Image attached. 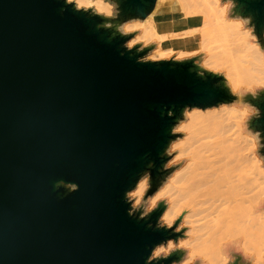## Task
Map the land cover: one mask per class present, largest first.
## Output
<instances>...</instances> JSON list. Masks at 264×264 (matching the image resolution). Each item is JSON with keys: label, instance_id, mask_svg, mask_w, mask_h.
<instances>
[{"label": "water", "instance_id": "obj_1", "mask_svg": "<svg viewBox=\"0 0 264 264\" xmlns=\"http://www.w3.org/2000/svg\"><path fill=\"white\" fill-rule=\"evenodd\" d=\"M264 35V0H230ZM121 25L144 19L156 0H111ZM105 15L68 0H0V264H173L150 258L182 235L159 224L165 202L145 215L127 193L165 168L186 108L235 98L224 76L197 57L143 59L153 45L126 43ZM259 112L264 89L243 97ZM239 257L230 264H239Z\"/></svg>", "mask_w": 264, "mask_h": 264}, {"label": "bare ground", "instance_id": "obj_2", "mask_svg": "<svg viewBox=\"0 0 264 264\" xmlns=\"http://www.w3.org/2000/svg\"><path fill=\"white\" fill-rule=\"evenodd\" d=\"M68 1H73L77 6L91 7L105 15L110 25H121L111 0ZM162 1L169 10H179L180 13L195 9L210 17L222 8L232 14L224 3L222 6L220 0ZM226 16L220 21L212 19L208 27L202 30L200 44L203 50L212 40L211 43H217V40L222 43H217V46L210 43L215 47L209 46V51L205 49L206 52L213 51L206 54L205 59L213 63L219 59L221 63L224 59L226 63L232 62L231 65H224V69L227 68V84L239 95L242 93L243 97L257 95L264 89V49L257 50L248 45L237 15L233 14L232 19L225 22ZM129 25L139 28V35L155 36L154 27L142 24L140 18L127 21L126 26ZM225 55L230 56L228 60ZM248 88L256 90L245 94ZM246 103L250 104L248 101ZM246 110L243 106L238 108L222 104L216 110L193 108L187 112L188 120L181 126L187 130V134L172 144V147L176 145L181 148L180 154L184 155V160L175 167L171 180L150 196L149 203L165 202L163 215L170 224L176 217H182L189 226L185 230L188 237L177 243L183 253V263L225 264L226 256L231 252H240L245 257L249 249L253 252L252 260L258 256L264 262V198L256 193L255 178L256 172L264 171V164L260 165L264 161L255 153L244 152L241 140L247 135L244 132L255 137L252 129L239 124ZM250 166H254V169ZM174 246L173 242L169 243V247ZM256 258L259 262L260 259Z\"/></svg>", "mask_w": 264, "mask_h": 264}, {"label": "rangeland", "instance_id": "obj_3", "mask_svg": "<svg viewBox=\"0 0 264 264\" xmlns=\"http://www.w3.org/2000/svg\"><path fill=\"white\" fill-rule=\"evenodd\" d=\"M220 3H222V6H223V3H224L226 5L227 11L231 12L230 9H231V6H232V4H231L232 2L230 0H223V1L220 0ZM114 6L116 7L115 4H114ZM77 7L87 8L84 5H80V6H77ZM159 7H166L163 4L162 0H156V4H155L154 10L146 18L140 19V21H142V24H144V23L146 24L147 23L149 25H152V27H154L153 20H154L155 16L153 14H154L155 10H157V8L159 9ZM216 7H217V5H216ZM181 14H183V15H185L187 17H192L193 20H191V21L199 23L197 26H194L192 28H188V29H186V30H184V31H182L180 33L182 35L183 34H189V35L196 34L198 36L197 37V39H198V48L193 50V51H185V50H177L176 51V50H174V49H172L170 47H167V48H161L160 47V42L165 37H167L169 35H177L179 33H175V34H160L158 32L156 33L155 28H153V32L155 31V33H154L155 36H153L152 38H149L147 36L139 35V28H135L132 25L126 26L127 21L124 22L122 25H119V26L110 25L108 23V21H106L105 23H106L107 26L111 27L113 30L120 29L123 32H135V35L131 39H129L128 42L126 43L127 47H132L136 43H141V46L153 45L152 49H150L147 52V54L143 56V59H150V60L168 59V58L184 59V58H189V57H195L196 56L197 59L195 61H196V63L198 65H200L202 68H204L206 70H210V71H213L215 73L223 75L224 76V81L227 84V73H226V69L227 68L224 69V65L228 66L229 62L227 61V63H228L227 64L225 59H224V60H222V63H224V64H222L220 59H219L218 61H215V63H213V62H210L209 60L205 59L206 54H208L210 52H213V51L206 52L205 49L207 48L208 49L207 51H209L210 47H215V46H217V43L219 45L221 42L219 43L218 40L216 41V39H217L216 38L214 40L217 43H215V42L211 43L213 40L210 42L211 44H213L215 46H213V45L210 46V43H209L208 47H206V48L204 47V50H203V47H201L202 45L200 44V42H202L201 39L203 37L202 30L204 28L208 27V24H209V22H211L212 19H214V18L216 19L217 18L218 21H220L221 18H223V16L227 15L226 17H224L225 22H227L228 20L232 19L233 14H231L229 12L228 13L225 12L222 8L218 9V11L215 12V15L212 14L210 17L206 16L204 13H201L199 10H195V9L184 11ZM222 14H223V16H222ZM237 16H238L237 17L238 21L240 23V28H242L243 31H245L244 39L249 43L248 45L250 47H254L257 50H258V48H260V49L263 48L264 49V35L262 37H259L258 35H256L253 32L252 27L249 26L248 20H246L245 16H242V15H237ZM136 19H139V18H136ZM131 20H134V19H131ZM213 38H215V37H213ZM225 56H226L227 60L230 57V56L228 57L227 55H225ZM248 56H250V55H248ZM230 63L232 64V62H230ZM231 64H229V65H231ZM227 86L230 88V92L235 96V98L233 100H231L229 102H223V103L211 106V107L200 108V109L205 110V109H208V108H210V109L215 108V110H216V109H219L222 104H226V106H230L231 105V107L234 106V107H238V108H241L243 106L247 110H246V113L244 115H242L241 118L239 119V124L243 125V127H244V125H246V128L250 129L249 121L258 114L259 110L255 106H253L251 104L248 105L246 103V101H244V99L242 98L243 97L242 93L239 95L238 92L235 91V90H232V88L228 84H227ZM255 90H256V88H248L244 92H245V94L246 93H252ZM248 91H250V92H248ZM244 92H243V94H244ZM236 99H238V100H236ZM243 102H244L245 105L243 104ZM193 108H198V107H193ZM193 108H191V109L186 108L182 118H180V120L176 123V125L173 128V132L175 133V138L172 139V141L170 142V144H169V146H168V148L166 150V154L168 155V160L165 163V168H172V171L168 174V176L165 178V180L156 189H158L160 186H164L167 181L171 180V178H172V176L174 174V171H175V167L184 160V158H183L184 155L180 154L181 148L179 146H176V145H174L175 147L174 146L172 147V144H174L176 141H179V140L183 139L185 137V135L187 134V130L184 129V127H181V126L183 124L185 125V122H187L186 120H188V113L190 111H192ZM178 125L180 127H178ZM251 131H253V130H251ZM244 134H247L241 139L242 140V144H243V146L245 148L244 152L248 153V154L255 153L257 156H259L260 159H263L264 156H263V154L260 151V149H261L263 144L261 142V135H260L259 131H255V137L254 138H253V135H254L253 133H252L253 135H249L248 132L247 133L244 132ZM263 164L264 163H260V165H263ZM250 167L254 169V166H250ZM255 178H256V182H257L256 193H258V196H260L261 198H264V171L263 172H259V173L256 172ZM149 187H150L149 186V176H148V174H144L138 180V182L136 183L135 188L130 190L127 193L128 200H130V202H131L132 211H140L141 215H145L149 211H151L152 209H154L156 207L158 202L149 203L150 202V200H149L150 196L156 189H154L149 194ZM176 219H178V217H176L174 219V221ZM174 221L170 224L168 219L165 218L163 213H162L161 218L159 220V224L166 225V226H171V225H173ZM183 221L184 220L181 217L180 220L178 221V224L175 227V230L176 231H181L182 235L180 237H178L176 241L173 240V239H170V240H168L165 243L157 245L152 251V255L150 257L151 259L154 258V257L165 256V255L169 254L171 251H173L175 249H178V244L181 243V242H178V241L183 240L185 237H188L186 235V231L188 230L189 226L186 223H184ZM170 242H173L177 247L176 246L169 247V243ZM249 250L251 252H249ZM249 250H248V253H245V255L247 254L246 255L247 257L246 256L244 257V254H242V253H241L242 255L239 254L240 252H238V253L236 252V254L239 257V260L242 263L246 262L247 264H257V263L259 264L261 262V258H258V256H257V258L254 256L253 260H255V258L256 259H260V260H258L259 262H257V260H255V261L249 260V259H252L251 254H253L252 249H249ZM231 253H235V252H231ZM230 254L228 255V257L226 256L225 264H229L232 261L233 258L229 257V256H231ZM183 260L184 259L182 258L178 262H173V264H189V262H187V263L181 262ZM253 262H256V263H253ZM190 264H193V262H191ZM260 264H264V262L263 263L261 262Z\"/></svg>", "mask_w": 264, "mask_h": 264}, {"label": "crops", "instance_id": "obj_4", "mask_svg": "<svg viewBox=\"0 0 264 264\" xmlns=\"http://www.w3.org/2000/svg\"><path fill=\"white\" fill-rule=\"evenodd\" d=\"M154 8H155V5H154L153 9L150 11V13L154 10ZM153 15L155 16V18L153 20V25H154L155 30L158 33H160V34L179 33L177 35H169V36L165 37L160 42L161 48L170 47L176 51L177 50L193 51V50L198 48V39H197L198 36L196 34H191V35L180 34L182 31H184L188 28H192L194 26H197L199 24L198 22L191 21V20H193L192 17H187V16L181 14L179 10L171 11V10L167 9L166 7H159V9L157 8V10H155ZM262 160L264 161V158ZM237 256L238 255L236 253L229 256V257L233 258L231 262H233ZM249 260L252 261V259H249ZM238 263L239 264H247L246 262L242 263L240 260Z\"/></svg>", "mask_w": 264, "mask_h": 264}]
</instances>
